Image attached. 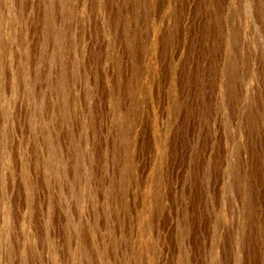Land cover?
Instances as JSON below:
<instances>
[{"label": "rangeland", "instance_id": "1", "mask_svg": "<svg viewBox=\"0 0 264 264\" xmlns=\"http://www.w3.org/2000/svg\"><path fill=\"white\" fill-rule=\"evenodd\" d=\"M0 264H264V0H0Z\"/></svg>", "mask_w": 264, "mask_h": 264}]
</instances>
